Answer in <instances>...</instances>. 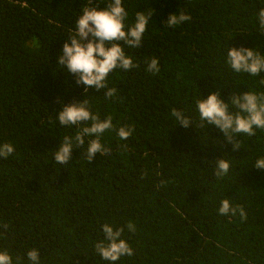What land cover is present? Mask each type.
<instances>
[{
	"label": "trees",
	"instance_id": "1",
	"mask_svg": "<svg viewBox=\"0 0 264 264\" xmlns=\"http://www.w3.org/2000/svg\"><path fill=\"white\" fill-rule=\"evenodd\" d=\"M85 2L0 0V143L15 149L0 158V251L12 264H31L32 248L40 264H264V170L254 167L264 157V130L237 136L233 150L220 129L201 126L196 106L216 91L226 103L231 94L264 93V73H236L226 62L230 46L264 55L256 18L264 0H124L128 23L137 10L154 11L142 46L125 49L139 67L109 74L117 89L109 99L103 89L85 93L58 65ZM180 10L191 19L167 28L163 21ZM153 57L155 74L146 70ZM84 98L101 119L112 117L113 130L100 138L110 151L88 162L74 147L58 164L53 151L78 129L56 117ZM173 108L192 126L178 125ZM121 126L134 129L127 140L116 133ZM221 158L230 168L218 178ZM225 198L247 219L220 215ZM105 223L124 227L133 256L109 262L96 252Z\"/></svg>",
	"mask_w": 264,
	"mask_h": 264
},
{
	"label": "clouds",
	"instance_id": "2",
	"mask_svg": "<svg viewBox=\"0 0 264 264\" xmlns=\"http://www.w3.org/2000/svg\"><path fill=\"white\" fill-rule=\"evenodd\" d=\"M99 3H105L106 7L101 9ZM99 3L86 0L75 20V30L67 36L68 39L63 43L57 60L58 65L75 76L77 85L85 86V93L93 87L96 90L103 89V96L109 99L117 93L115 87L108 86L109 74L116 69L128 71L139 67L133 63L132 56L126 54L125 49H139L142 46L154 10H137L134 21L128 23L129 12L124 7V0H99ZM256 18L257 31L264 34V7L258 9ZM190 19V14L180 10L178 13H170L163 23L167 28H174ZM226 62L236 73H247L253 77L264 73V55L253 48L230 46ZM146 64L148 72L159 73L157 58L153 57L146 61ZM259 83L264 84V77ZM196 106L201 126L206 123L220 129L226 140L232 144L233 150L240 148L237 136L251 137L256 134V129L264 130V93L248 90L243 94H231L230 103H226L220 98L219 91H216L210 93L207 98L198 99ZM233 107L237 111H231ZM171 115L179 122L178 125L185 128L192 126V120L183 110L173 108ZM56 119L60 126L78 129L74 136H64L60 147L53 151L52 158L56 163L67 164L74 147L83 148L84 157L88 162L93 161L97 153L102 156L110 151L101 143L100 138L106 131L113 130L112 117L101 119L91 111L87 99L64 104ZM115 130L121 140H127L134 131L131 126H121ZM89 137L95 138L86 140ZM14 151L11 143H0V158L7 159ZM215 164L216 177L228 174L230 162L227 159H218ZM254 167L264 170V157L256 159ZM237 212L242 220L247 219V213L242 206L233 207L227 198L220 201V215H235ZM3 227L7 229L6 224ZM126 227L129 232L136 230L135 224L131 222ZM102 229L104 238L95 244V250L102 259L116 262L121 257L134 255L133 248L122 238L124 227L114 229L111 224L105 223ZM26 255L31 264H40L38 249L32 248ZM0 264H12V258L7 251H0Z\"/></svg>",
	"mask_w": 264,
	"mask_h": 264
},
{
	"label": "bare ground",
	"instance_id": "3",
	"mask_svg": "<svg viewBox=\"0 0 264 264\" xmlns=\"http://www.w3.org/2000/svg\"><path fill=\"white\" fill-rule=\"evenodd\" d=\"M20 39V38H19ZM22 43V42H21ZM35 49V48H34ZM37 49V48H36Z\"/></svg>",
	"mask_w": 264,
	"mask_h": 264
}]
</instances>
